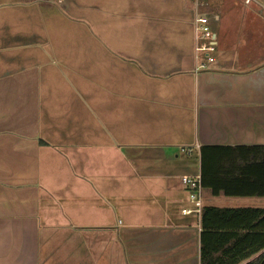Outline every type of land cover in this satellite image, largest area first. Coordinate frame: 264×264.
<instances>
[{"label":"crops","instance_id":"crops-1","mask_svg":"<svg viewBox=\"0 0 264 264\" xmlns=\"http://www.w3.org/2000/svg\"><path fill=\"white\" fill-rule=\"evenodd\" d=\"M236 2H0V264H201L181 178L203 146H264L263 2ZM197 15L221 31L196 72Z\"/></svg>","mask_w":264,"mask_h":264},{"label":"trees","instance_id":"trees-1","mask_svg":"<svg viewBox=\"0 0 264 264\" xmlns=\"http://www.w3.org/2000/svg\"><path fill=\"white\" fill-rule=\"evenodd\" d=\"M200 179L213 196L264 197V146L201 147ZM200 227L201 264H264V209L203 207Z\"/></svg>","mask_w":264,"mask_h":264},{"label":"built area","instance_id":"built-area-1","mask_svg":"<svg viewBox=\"0 0 264 264\" xmlns=\"http://www.w3.org/2000/svg\"><path fill=\"white\" fill-rule=\"evenodd\" d=\"M250 1V0H247ZM264 8V1H263ZM194 32H195V52L201 53L203 56L202 62L198 64L195 71L206 69L209 63L214 61L213 54L217 48L216 36L212 32L209 26V20L205 15H197L194 20ZM181 183L189 192V200L195 206V211L200 213L201 208V179L200 176L189 177L183 176ZM183 213L187 214L189 211L183 210Z\"/></svg>","mask_w":264,"mask_h":264},{"label":"rangeland","instance_id":"rangeland-1","mask_svg":"<svg viewBox=\"0 0 264 264\" xmlns=\"http://www.w3.org/2000/svg\"><path fill=\"white\" fill-rule=\"evenodd\" d=\"M2 1H4V0H0V2H2ZM223 1H226V0H223ZM254 1H257V2H260V3H262L264 0H250V1H247V0H238V2H245V3H252V2H254ZM238 2H236V3H238ZM244 3V4H245ZM209 26H211L212 27V30L215 32V33H217L218 34V37H219V32L221 31L220 30V28H219V25L218 24H215V22H213L211 19H210V21H209ZM218 53V52H217ZM217 53H215L216 55H217ZM215 54L213 55V56H215ZM257 54H259V57H261V56H263V53L261 52V53H255L254 55L253 54H251L252 56L251 57H253V56H255V55H257ZM202 56V55H201ZM246 58V57H245ZM244 58V59H245ZM246 61H248L249 59H245ZM250 61L252 62V63H254V60L253 59H250ZM242 64V63H241ZM241 64H239V65H237V61H235L233 64H232V66H233V69H239V68H244V67H246L247 65H251V64H246V65H244V62H243V64L241 65ZM210 65H213V63H209L208 64V66H210ZM250 205H252V206H259V205H261V203H259V202H251V204Z\"/></svg>","mask_w":264,"mask_h":264}]
</instances>
